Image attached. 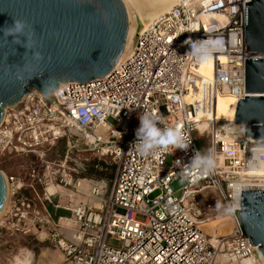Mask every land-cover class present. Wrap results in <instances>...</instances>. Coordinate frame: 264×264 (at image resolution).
Listing matches in <instances>:
<instances>
[{
	"label": "built area",
	"instance_id": "2783aa9c",
	"mask_svg": "<svg viewBox=\"0 0 264 264\" xmlns=\"http://www.w3.org/2000/svg\"><path fill=\"white\" fill-rule=\"evenodd\" d=\"M248 1L179 0L137 32L135 52L104 77L62 82L49 95L30 89L7 106L0 153L17 147L45 153L62 142L65 153L91 151L96 165L115 172L111 180L91 179L85 202L74 203L79 177L73 184L61 179L73 191L64 205L52 199L58 190L49 193L45 187L44 210L52 204L71 211V218H63L71 224L57 225L43 217L36 197L25 196L31 188L40 199L33 184L4 174L10 190L5 222L26 234H45L67 264H262L238 212L242 191L264 190L256 176L243 177L251 156L262 162L264 153L246 146L243 123L217 113L218 95H249L245 58H264V52H245ZM196 45H210L211 52L195 58ZM205 67L210 75L203 73ZM145 110L162 114V126L178 127L188 141L186 150L168 146L142 156L131 147ZM196 133H204L214 150L211 171L188 167L201 151ZM168 157L172 163L166 169ZM76 161L84 168L86 162ZM31 175L45 182L39 173ZM176 181L182 184L179 194L171 187ZM225 207L234 212L225 215ZM224 217L230 221L227 233L206 230Z\"/></svg>",
	"mask_w": 264,
	"mask_h": 264
},
{
	"label": "water",
	"instance_id": "95a60500",
	"mask_svg": "<svg viewBox=\"0 0 264 264\" xmlns=\"http://www.w3.org/2000/svg\"><path fill=\"white\" fill-rule=\"evenodd\" d=\"M175 1L0 0V123L5 108L30 89L49 95L62 82L87 83L110 73L135 52L137 32ZM14 19L26 22L20 43L4 35ZM245 52H264V0L246 2ZM245 61L249 95H218L217 104L226 105V119L245 125L246 146L264 153V58ZM6 199V177L0 171V213ZM238 214L264 264V192L242 191Z\"/></svg>",
	"mask_w": 264,
	"mask_h": 264
},
{
	"label": "rangeland",
	"instance_id": "374dc122",
	"mask_svg": "<svg viewBox=\"0 0 264 264\" xmlns=\"http://www.w3.org/2000/svg\"><path fill=\"white\" fill-rule=\"evenodd\" d=\"M110 122H114L110 119ZM205 131V130H204ZM204 133H196L197 144L201 151H205L208 148L207 142L202 138ZM83 141H80V145ZM64 143H59L54 146L53 149L48 150L45 153L39 151H30L28 149L17 147L11 152L0 153V169L5 171L7 175L22 176L26 184H33L40 195L33 193V189L25 190V196L36 197V204L39 210L42 209L43 217L49 219L53 225L69 224L63 218H71V211L59 208L56 209L52 204H49L47 210H44V204L41 201L48 203L43 198L44 188L50 185H55L58 190L57 196L53 197L55 203L67 204L68 195L72 193L71 186L68 187L64 183L60 182L61 179L71 181L72 184L76 177L82 180V185L78 191L74 190V203L79 201H88V188L91 179H107L111 180L115 169L113 167H103L96 165V160L93 158L91 151L82 150L79 155L72 154L70 152H64ZM81 161V164H85L83 167H78L76 160ZM172 158L168 157L166 162V169L171 166ZM32 173H39L45 177L44 183H37L32 178ZM182 184L178 181L173 182L171 187L174 191H179ZM56 190V191H57ZM55 191V192H56ZM49 192V191H48ZM50 193V192H49ZM180 192H178L179 194ZM157 193L153 194L155 196ZM9 203V201H8ZM8 210V205L4 214L0 217V263L12 264L14 256L20 254L24 250H29L33 256L32 264H67L63 253L54 245V243L48 238H44L45 234L33 231L31 233H23L17 231L11 224L5 222V214ZM58 210V212H56ZM5 222V223H4ZM71 224V223H70ZM40 231V230H39ZM115 244L118 242L113 241Z\"/></svg>",
	"mask_w": 264,
	"mask_h": 264
},
{
	"label": "clouds",
	"instance_id": "9594fccd",
	"mask_svg": "<svg viewBox=\"0 0 264 264\" xmlns=\"http://www.w3.org/2000/svg\"><path fill=\"white\" fill-rule=\"evenodd\" d=\"M24 21L14 19V24L4 29L5 37L13 36L15 43H20L18 34L23 32L25 28ZM27 47V44L25 43ZM211 52V46L196 45L193 48V56L195 58L204 57ZM35 56L42 59V54L36 52ZM139 127L136 129V139L132 146L142 156L153 154L156 149L168 146L178 147L181 150H186L188 141L178 127L162 126L164 124V117L162 114L153 113L145 110L139 115ZM216 166V159L213 149L205 151H195L188 167L190 169H200L201 171H211ZM234 209L232 207H225L223 213L225 215L232 214Z\"/></svg>",
	"mask_w": 264,
	"mask_h": 264
},
{
	"label": "bare ground",
	"instance_id": "6f19581e",
	"mask_svg": "<svg viewBox=\"0 0 264 264\" xmlns=\"http://www.w3.org/2000/svg\"><path fill=\"white\" fill-rule=\"evenodd\" d=\"M178 1L179 0H176L174 4H172L169 8H167V11L172 6H174L176 3H178ZM202 71L206 75H210L212 73V70H211L210 67H205V68H203ZM227 95L228 94L221 95L220 97L223 98V97H225ZM225 110H226V105L225 104H221V105L217 106V113H218V116L220 118H226V116H225ZM251 157H252V162L250 163L251 166L248 169L247 174L246 175L243 174V177L244 178H249L251 176H256L260 180L259 185L262 186V184L264 185V158L262 159V162H256L254 160L253 156H251ZM218 158H219L218 159L219 162L221 164H223L224 163L223 156L220 155ZM3 172L7 176V173L5 171H3ZM252 174H254V175H252ZM56 190L57 189H56V186L55 185H50L48 187V191L50 193H54ZM255 190L264 191L260 187L256 188ZM9 196H10V190H9V186H8V183H7V199H6L5 205H4V207H3V209H2V211L0 213V217L2 216V214H4V211L6 210V206L8 205V201H9ZM229 227H230L229 217H224L223 219H221L219 221H214V222H211L210 224H208L206 226V230H208L212 234H216L217 233V231H216L217 229L222 230L223 233H227L228 230H229ZM13 258H14V260L12 261V264H32V260H33V256H32V254H31V252L29 250H24L23 252H21L20 254H17Z\"/></svg>",
	"mask_w": 264,
	"mask_h": 264
},
{
	"label": "crops",
	"instance_id": "0c3cea01",
	"mask_svg": "<svg viewBox=\"0 0 264 264\" xmlns=\"http://www.w3.org/2000/svg\"><path fill=\"white\" fill-rule=\"evenodd\" d=\"M56 212H58V210H56Z\"/></svg>",
	"mask_w": 264,
	"mask_h": 264
}]
</instances>
